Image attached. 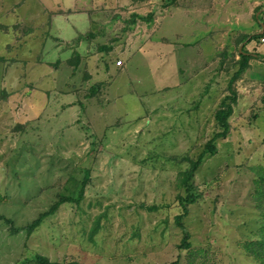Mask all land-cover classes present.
Wrapping results in <instances>:
<instances>
[{
	"label": "rangeland",
	"instance_id": "1",
	"mask_svg": "<svg viewBox=\"0 0 264 264\" xmlns=\"http://www.w3.org/2000/svg\"><path fill=\"white\" fill-rule=\"evenodd\" d=\"M136 2L0 0V264L35 255L78 264H260L242 246L263 221L256 181L264 104L251 105L264 99V86L247 94L240 79L233 84L250 103L236 102L230 134L198 169V198L178 227L179 173L219 131L214 112L229 95L238 54L222 46L224 35L219 55L208 60L206 43L205 63L191 68L185 40L174 37L182 18L165 17L183 0ZM99 18L102 36L71 44L77 32L97 30ZM60 197L79 200L27 234ZM185 233L190 248L179 249Z\"/></svg>",
	"mask_w": 264,
	"mask_h": 264
},
{
	"label": "crops",
	"instance_id": "2",
	"mask_svg": "<svg viewBox=\"0 0 264 264\" xmlns=\"http://www.w3.org/2000/svg\"><path fill=\"white\" fill-rule=\"evenodd\" d=\"M136 1L137 0H132L130 5L136 7V3H138ZM184 1L185 0L181 3H184ZM80 11L86 13L93 12L90 9H81ZM71 12L78 13V10L76 7L73 10L66 9V14ZM56 13L61 14L63 11L58 10ZM174 15H179L182 18V24H184L181 32L174 33L176 39L183 38L185 40L182 44L185 50L182 53V60H187L189 65H192L190 67L194 68L199 64H204L206 61V52L203 48L206 43H211L213 47L212 54L206 57L210 60L219 55L218 45L220 41H217V39H222L224 35L226 38L222 41V46L232 48L235 54L240 52L246 43L242 42L245 36L254 33L261 35L263 32L262 20L264 18V0H224V2H220V0H188L184 4L175 6L170 5V7L166 9V18L171 17V19H173ZM101 21L102 20L99 18L98 27L95 31L89 30L85 33L77 32L76 39H74L71 44L77 45V42L83 39H87L89 42L95 35L102 36L103 32L101 29H103V26H101ZM91 22L94 23V21ZM223 30V33L220 32ZM252 41V43L245 45V54H250L252 56L258 55L259 58L251 57L249 59L248 67L243 77L239 80V86L237 85L238 88L240 87L242 89L243 87L247 94L257 92L264 86V47L255 48L257 40ZM67 45H69V43H67ZM193 54H196L198 59L194 60L195 58L192 57ZM238 58V56L235 57V59ZM120 59L122 60L121 63H123L124 58L120 56ZM122 65V68H124L125 63ZM105 68L108 67L105 66ZM240 88L239 90H241ZM247 94L244 95V98L240 95L237 99V103H250L249 100L245 99H250V96ZM260 103L263 104L262 98L259 102H252L253 105H251V107L255 109L257 107L254 106ZM240 109L242 110V108ZM249 110L250 109L245 111L248 112ZM234 114L235 109H233L232 115Z\"/></svg>",
	"mask_w": 264,
	"mask_h": 264
},
{
	"label": "trees",
	"instance_id": "3",
	"mask_svg": "<svg viewBox=\"0 0 264 264\" xmlns=\"http://www.w3.org/2000/svg\"><path fill=\"white\" fill-rule=\"evenodd\" d=\"M148 20H150V16H147ZM261 21V20H260ZM6 27L4 24L0 23V31H6ZM261 37V35L258 34H251L248 36H245L242 42H246L244 46L242 47L241 51L238 52V61L236 62L238 69L233 73L229 83H228V96H225L219 103L218 108L214 112V120L215 124L217 125L219 131H216L213 133V136L208 139L204 145L199 154L196 156L195 159L193 158H185L184 161L188 163V167L186 170L179 173L178 177V183L180 184L181 188L184 190V197L180 198V205H181V214L178 216L175 221L176 225L178 227L181 226V220L182 218L186 217L188 214V208L187 206L192 205L196 202L198 195L195 192V184H194V178L195 175L200 168V166L205 162V160L209 157H213L217 153V141L220 139H225L230 134V118L233 114L234 106L236 105L237 98H236V91L233 87V84L235 81L242 78L244 75L245 70L248 67V61L251 57L259 58L258 55L252 56L250 54H245V45L250 43L252 40H257ZM103 50V48H100V50ZM106 48H104L105 50ZM76 57V58H75ZM73 59H79L80 56L76 55ZM74 61L71 59L68 60L67 63L72 64ZM74 69V66L72 70ZM96 87V88H95ZM91 93L94 94L97 90V86H92L90 88ZM263 104H264V99ZM262 175L258 176L257 183V189H258V200L261 204H263L262 213V223L258 231V235L256 236L255 240H251L249 242L244 241L243 244V250L246 255L253 257V259L259 261L260 264H264V169L262 170ZM87 177L85 178V180ZM259 184V185H258ZM259 186V187H258ZM83 189L80 190V197L82 196ZM77 199H70L68 197H60L58 201L51 206V208L38 215V217L33 220L29 225L25 227V230L27 234L32 233L36 228L40 226V224L43 222V220L49 216H51L55 210L59 207V205L64 204L67 201H78ZM188 234L185 233L182 240L181 245L178 247L179 249H189L190 244L187 242ZM27 262H32L33 264H78L75 261H69V262H52L48 258L41 256V255H35L31 259H26L22 264H25ZM178 260L175 262H172L170 264H177ZM190 264V263H189Z\"/></svg>",
	"mask_w": 264,
	"mask_h": 264
},
{
	"label": "built area",
	"instance_id": "4",
	"mask_svg": "<svg viewBox=\"0 0 264 264\" xmlns=\"http://www.w3.org/2000/svg\"><path fill=\"white\" fill-rule=\"evenodd\" d=\"M262 27H263V29H262V31H263V33L261 34V37L258 39V41L256 42V46H255V48H258V47H264V18H263V20H262Z\"/></svg>",
	"mask_w": 264,
	"mask_h": 264
},
{
	"label": "water",
	"instance_id": "5",
	"mask_svg": "<svg viewBox=\"0 0 264 264\" xmlns=\"http://www.w3.org/2000/svg\"><path fill=\"white\" fill-rule=\"evenodd\" d=\"M262 33H263V32H262ZM262 33H261V34H262Z\"/></svg>",
	"mask_w": 264,
	"mask_h": 264
}]
</instances>
